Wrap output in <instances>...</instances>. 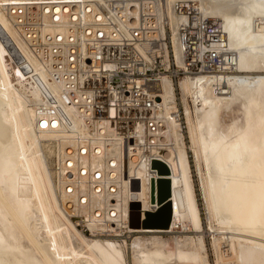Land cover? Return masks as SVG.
<instances>
[{
  "label": "built area",
  "instance_id": "built-area-1",
  "mask_svg": "<svg viewBox=\"0 0 264 264\" xmlns=\"http://www.w3.org/2000/svg\"><path fill=\"white\" fill-rule=\"evenodd\" d=\"M6 15L54 88L41 86L33 129L53 135L51 180L69 220L84 235L124 241L149 229L146 216L171 205L167 194L158 198L168 174L156 166L173 146L168 115L184 124L177 107L166 112L160 79L233 72L221 20L195 0H34L7 4ZM5 44L11 63L27 71L17 48ZM131 203L139 204L137 227Z\"/></svg>",
  "mask_w": 264,
  "mask_h": 264
},
{
  "label": "bare ground",
  "instance_id": "bare-ground-1",
  "mask_svg": "<svg viewBox=\"0 0 264 264\" xmlns=\"http://www.w3.org/2000/svg\"><path fill=\"white\" fill-rule=\"evenodd\" d=\"M29 1L34 0H0V264H127L125 241L80 233L54 192L49 163L42 151L53 135L34 131L32 110V104L40 99L41 86L52 92L54 88L6 15L7 4ZM195 1L207 17L221 20L225 42L236 55L231 73L186 76L177 83L194 156L204 163L212 157L219 173L213 183L209 178L203 182L207 213L217 225L219 236L217 263L264 264V78L251 79L252 98L243 108L240 127L233 125L227 137L213 127L219 105L235 100L239 93L233 91H244L243 86L238 88L241 83L222 79L223 75L249 74V69L264 65V0ZM169 17L173 22L172 13ZM7 40L23 56L27 71L11 63ZM172 50L180 65L174 26ZM159 88L166 112H174L175 83L163 75ZM186 105L193 107V118L187 110L185 115ZM168 116L173 146L166 152V163L157 162L156 166L168 174V229L173 231L175 226L187 229L188 220H195V208L180 144L184 143L183 129L174 115ZM145 194L153 202L155 188L146 187ZM135 231L148 237L133 238L131 264H206L199 241L193 237L163 239L155 233L164 231Z\"/></svg>",
  "mask_w": 264,
  "mask_h": 264
},
{
  "label": "rangeland",
  "instance_id": "rangeland-1",
  "mask_svg": "<svg viewBox=\"0 0 264 264\" xmlns=\"http://www.w3.org/2000/svg\"><path fill=\"white\" fill-rule=\"evenodd\" d=\"M257 67V68H256ZM259 67V68H258ZM261 70H258L260 69ZM264 65L262 66H255L252 69H249L248 72L247 70L244 72H247L249 74H243V73H238L235 77H230V76H226L223 75L222 79H225L227 81H238V84L240 86H238V88L240 89V87L244 88V91H233V93L235 92L238 95V97L236 94H234L235 96V100L228 102L225 105H219V111L217 110V117L215 115V118L213 120V127L214 130L216 131V129L219 128V130H217V133H220L223 136H230L231 131L233 130V125L237 127H240L243 124V108L248 104V102H250V99L252 98V87L254 86V84L252 83L251 79L254 81H257L256 79H262L264 78ZM251 70V71H250ZM260 71V72H259ZM17 73V72H16ZM18 74V73H17ZM16 74V77H19V75ZM263 74V75H262ZM255 78V79H254ZM175 83L176 86V106L178 108V110L180 111L181 115L183 116L182 113V99H181V93H180V88H177V82L173 81ZM250 82V83H249ZM244 84V85H242ZM249 86H247V85ZM252 84V85H251ZM246 87V88H245ZM248 87V88H247ZM249 87H251L249 89ZM249 91V92H248ZM249 94V95H248ZM241 95V96H240ZM250 98V99H249ZM224 99H222L221 101H223ZM227 101V100H224ZM186 110L189 111L191 118H193V107H189V106H185V115H186ZM211 116V115H210ZM186 117V116H185ZM183 121L184 118H182ZM194 120V119H193ZM216 121V122H214ZM216 123V124H215ZM216 126H215V125ZM185 125V126H184ZM218 126V127H217ZM217 127V128H216ZM182 132L184 135V143L181 144V148L184 149L185 151V160H186V165H187V177L188 178V184L189 187L191 189V194H192V198H193V204H194V208H195V220L189 219L187 224V229L185 227L179 228L178 226H175V229L170 230L169 231V226H170V222H171V217H169V222H168V226L167 228H158V226H154V225H148L147 227H149V229L152 230H157V231H164V232H160V233H155L159 236H161L163 239H171V238H182V237H193L199 244L200 249L202 250V253L204 254V256H206L204 259L206 261V264H216L218 262L217 260V254H218V239L219 236L217 235V225L213 222L212 219H210V215L209 213H207V206L205 203H207L206 201V193L203 192L205 190L204 186V181L205 178H209L213 183V180L218 177L219 173L213 166V158L212 157H208L204 163L203 159L199 160L197 162L196 157L194 156V153L192 151V142L190 141V135H189V129H188V125H187V131H186V124L184 122L183 127H182ZM231 129V131H230ZM225 131V132H224ZM215 145V143L213 144V146ZM42 151L43 154L45 156L46 162L50 168V154H49V148L46 145L42 146ZM208 164V165H206ZM212 166V167H211ZM211 168V169H210ZM208 175V176H207ZM207 176V177H206ZM203 177V179H202ZM203 180V181H201ZM202 182V184H201ZM169 180H168V197H170V188H169ZM203 187V188H202ZM204 189V190H203ZM205 194V195H204ZM196 222V223H195ZM190 224V225H189ZM137 227V226H135ZM190 227V228H189ZM216 228V229H215ZM216 231V232H215ZM216 233V234H215ZM140 236L141 237H148V235L146 233H135L134 235L130 236L129 238H127L125 240L126 243V257H125V262L127 264H131V252H130V245L131 242L133 240V238L135 236ZM150 235V234H149ZM86 236V235H85ZM88 237V236H87ZM218 238V239H217ZM122 239V238H121ZM113 241V240H110ZM124 240H116L115 242H121ZM217 246V247H215ZM214 247V248H213ZM216 252V253H215ZM215 253V254H214ZM216 261V262H215ZM220 263V262H219ZM218 264V263H217ZM221 264V263H220Z\"/></svg>",
  "mask_w": 264,
  "mask_h": 264
},
{
  "label": "trees",
  "instance_id": "trees-1",
  "mask_svg": "<svg viewBox=\"0 0 264 264\" xmlns=\"http://www.w3.org/2000/svg\"><path fill=\"white\" fill-rule=\"evenodd\" d=\"M166 194L164 191L160 190L158 192V198L160 201L165 199ZM167 210V211H164ZM170 217L169 206H162L156 214H148L143 222L144 226L154 225L158 228H167Z\"/></svg>",
  "mask_w": 264,
  "mask_h": 264
},
{
  "label": "water",
  "instance_id": "water-1",
  "mask_svg": "<svg viewBox=\"0 0 264 264\" xmlns=\"http://www.w3.org/2000/svg\"><path fill=\"white\" fill-rule=\"evenodd\" d=\"M166 184H167V182H166ZM163 206L167 207L168 204L165 203ZM129 208L131 210V212H130L131 225L132 226H139V221H138L139 213L137 212V209L139 208V204L138 203H131L129 205Z\"/></svg>",
  "mask_w": 264,
  "mask_h": 264
},
{
  "label": "crops",
  "instance_id": "crops-1",
  "mask_svg": "<svg viewBox=\"0 0 264 264\" xmlns=\"http://www.w3.org/2000/svg\"><path fill=\"white\" fill-rule=\"evenodd\" d=\"M161 185H162L161 190L166 192V185H167L166 182H162ZM164 211H167V210H164Z\"/></svg>",
  "mask_w": 264,
  "mask_h": 264
}]
</instances>
